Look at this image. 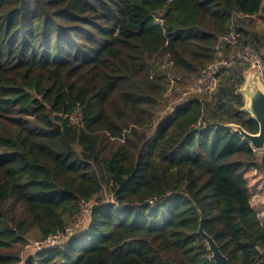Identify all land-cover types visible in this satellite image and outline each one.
I'll return each instance as SVG.
<instances>
[{"label":"trees","instance_id":"16d2710c","mask_svg":"<svg viewBox=\"0 0 264 264\" xmlns=\"http://www.w3.org/2000/svg\"><path fill=\"white\" fill-rule=\"evenodd\" d=\"M247 51L264 60V0H0V264H216L202 217L231 264H264L247 179L264 157L227 128L259 132ZM105 190L87 231L23 260L32 230L66 235Z\"/></svg>","mask_w":264,"mask_h":264},{"label":"built area","instance_id":"2783aa9c","mask_svg":"<svg viewBox=\"0 0 264 264\" xmlns=\"http://www.w3.org/2000/svg\"><path fill=\"white\" fill-rule=\"evenodd\" d=\"M162 22V20H159V22ZM238 41V35L236 31H232L229 35L224 37L222 39V42L228 43L230 45H235ZM239 57L244 58L249 64L250 68H256L261 77V81L264 84V60L262 57L254 52L247 51L243 54H240ZM234 58L232 56L230 59H226L224 57H221L216 63L208 66L206 69H204L197 80L189 85L184 92L182 93L183 100L187 99L188 97L196 94H211L213 93L218 85H219V79L223 72V69L226 66H229L231 64V60ZM76 118L73 117V120L75 121ZM89 206L88 203L85 201L81 202L80 205V213L77 216L76 222L66 231V235H51L48 238H46L43 241L38 242V245L45 249V248H54L61 244H64L68 242L69 238L72 235L77 234L81 231L82 226L84 225L85 221V213L86 209Z\"/></svg>","mask_w":264,"mask_h":264},{"label":"water","instance_id":"95a60500","mask_svg":"<svg viewBox=\"0 0 264 264\" xmlns=\"http://www.w3.org/2000/svg\"><path fill=\"white\" fill-rule=\"evenodd\" d=\"M245 98V106L242 111L249 114L259 124V132L252 134L242 126L229 124L227 128L239 133L257 153L264 152V84L261 81L260 73L256 68H250L245 77V84L240 90ZM200 235L206 240L212 259L216 264H231L229 259L221 252L215 240L205 232L204 218L202 217L199 228Z\"/></svg>","mask_w":264,"mask_h":264},{"label":"rangeland","instance_id":"374dc122","mask_svg":"<svg viewBox=\"0 0 264 264\" xmlns=\"http://www.w3.org/2000/svg\"><path fill=\"white\" fill-rule=\"evenodd\" d=\"M188 85L182 87V88H176L174 91L170 90L167 95V102L169 103L168 108L166 112H172V110L175 108V106L183 101L182 93L187 88ZM259 157H264V152H259ZM247 179L248 184L252 193V205L256 207H261L262 210H264V174L257 172L256 170H251L247 173ZM103 199L110 201L111 195L108 190H105L102 192L95 201L89 204V206L86 209L85 213V221L84 225L81 228V231L79 233H83L88 230L91 224V210L93 208V205L97 202V200ZM38 236V232L36 230H32L30 233V237H32V240L29 242L28 245L21 248V255L23 257V260H27L30 256L35 255L36 253L43 250L38 245L39 240H37L35 237ZM24 264V263H21Z\"/></svg>","mask_w":264,"mask_h":264},{"label":"crops","instance_id":"0c3cea01","mask_svg":"<svg viewBox=\"0 0 264 264\" xmlns=\"http://www.w3.org/2000/svg\"><path fill=\"white\" fill-rule=\"evenodd\" d=\"M255 209L262 215V217H264V210H262L261 207H256Z\"/></svg>","mask_w":264,"mask_h":264}]
</instances>
